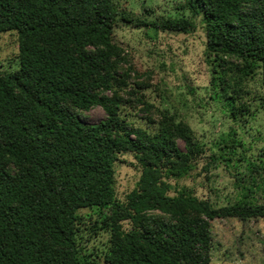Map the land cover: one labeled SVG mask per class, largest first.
<instances>
[{
    "label": "trees",
    "instance_id": "trees-1",
    "mask_svg": "<svg viewBox=\"0 0 264 264\" xmlns=\"http://www.w3.org/2000/svg\"><path fill=\"white\" fill-rule=\"evenodd\" d=\"M196 1L211 85L221 91L213 97L223 98L235 118L237 94L226 91L225 72L234 67L251 76L258 70L264 112V0ZM115 24L113 0H0V33L15 31L18 46V67L0 71V264H91L80 258L77 242L85 217L109 232L107 264H209L207 221L186 215L188 210L207 219H264V192L259 202L212 208L172 185L171 179L191 174L203 147L181 120L160 121L155 131L127 123L124 100L114 94L125 84ZM151 25L189 31L181 18ZM96 105L105 117L83 121L78 111ZM227 138L214 161L240 157L241 139L234 130ZM262 142L252 166L264 179V121ZM127 152L140 173L121 201L114 163ZM149 211L175 220L152 219ZM125 220L131 228H123Z\"/></svg>",
    "mask_w": 264,
    "mask_h": 264
},
{
    "label": "rangeland",
    "instance_id": "rangeland-1",
    "mask_svg": "<svg viewBox=\"0 0 264 264\" xmlns=\"http://www.w3.org/2000/svg\"><path fill=\"white\" fill-rule=\"evenodd\" d=\"M113 4L116 10L114 39L121 47L118 70L125 79V84L114 94L124 100L121 113L125 120L148 131H155L160 121L181 120L192 129L204 150L191 174L171 179L172 185L176 190L184 188L212 208L229 206L244 199L259 202L264 192V179L252 166L258 161L263 145L264 112L259 100L262 93L259 71L251 76L238 75L234 67L225 72L226 91L237 94V115L233 118L224 106V99L213 97L220 89L211 85V63L205 49L202 11L196 0H113ZM167 18L186 20L189 31L177 32L151 25L152 21L161 22ZM17 52L16 32H1L0 71L18 67ZM78 114L89 123L105 117L104 110L98 105L80 110ZM229 130H234L242 141L243 145L237 148L240 157L233 155L229 164L214 161L212 157L218 155V144L229 142ZM176 143L183 148L180 139H176ZM117 158L114 187L116 197L124 201L135 186L140 170L131 152L119 153ZM6 167L10 171L14 169L11 163ZM87 211L84 208L80 212L85 214ZM147 214L159 221L175 220V216L160 211ZM186 215H201L207 221L211 237L209 264H264L263 218L217 216L207 219L192 210ZM84 221L77 234L80 258L86 256L91 264H107L105 253L110 243L109 232L95 228L94 225L99 223L88 217ZM121 225L126 229L132 227L128 220ZM10 260H7L8 264H11Z\"/></svg>",
    "mask_w": 264,
    "mask_h": 264
}]
</instances>
